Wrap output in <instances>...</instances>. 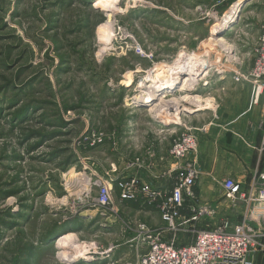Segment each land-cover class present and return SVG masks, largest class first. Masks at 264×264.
Masks as SVG:
<instances>
[{
  "label": "rangeland",
  "instance_id": "1",
  "mask_svg": "<svg viewBox=\"0 0 264 264\" xmlns=\"http://www.w3.org/2000/svg\"><path fill=\"white\" fill-rule=\"evenodd\" d=\"M95 1L0 0V264H84L110 245H128L129 226L163 228L142 199H120L115 181L155 187L182 163L170 158L155 173L135 145L149 139L157 118L178 116L172 111L182 94L230 67L231 43L250 38L243 29L212 32L235 0ZM238 15L257 31L264 0H243L233 25ZM181 57L205 67L206 76L136 101ZM101 178L114 180L116 214L96 204ZM68 230L73 235L55 243ZM191 238L187 230L177 242Z\"/></svg>",
  "mask_w": 264,
  "mask_h": 264
},
{
  "label": "built area",
  "instance_id": "2",
  "mask_svg": "<svg viewBox=\"0 0 264 264\" xmlns=\"http://www.w3.org/2000/svg\"><path fill=\"white\" fill-rule=\"evenodd\" d=\"M214 1L218 6L225 0ZM256 42L254 61L249 70L243 71L239 66L227 70L231 71L235 82L251 84L257 101L264 92V20ZM176 124L181 131L172 139L168 155L174 161L185 162L163 175L169 180L170 187H152L150 183H139L136 179L115 181L120 199H142L158 212L165 225L157 230L144 223L133 228L129 226L134 234L128 242L136 249L137 255L134 261L123 264H254V255L264 251V134L257 148L258 166L248 181L241 183L232 177L221 181L223 199L231 207L238 202L243 205L239 219L220 218L211 222L205 218L215 216L216 211L209 205H196L194 187L199 170L195 158H187L189 155L195 157L197 131H202L203 127L194 128L183 118H178ZM93 139L100 141L97 135ZM109 182L101 178L97 183L99 196L96 204L103 209L111 205L109 209L116 214V207L110 201L114 180ZM187 230L192 234L190 242L178 243V235ZM114 248L110 245L97 254L102 256ZM142 248H145L144 252H140Z\"/></svg>",
  "mask_w": 264,
  "mask_h": 264
},
{
  "label": "crops",
  "instance_id": "3",
  "mask_svg": "<svg viewBox=\"0 0 264 264\" xmlns=\"http://www.w3.org/2000/svg\"><path fill=\"white\" fill-rule=\"evenodd\" d=\"M236 15L225 19L224 22L220 20L219 25L215 24L212 27V32L214 33L220 29V32L224 30L233 34L243 29L244 32L250 35V38L246 41H239L230 45L234 51L233 58L238 61L232 59L230 68L234 69L239 66L242 70L247 71L254 61L253 42L259 36L260 27L255 31L251 27L252 23L247 22L246 19L244 21L242 15H238L235 24L225 28L226 24L233 20ZM174 66L170 68H174ZM206 74L205 71L202 72L198 79L202 80ZM188 76L193 77L194 75H185L186 80L189 78ZM184 77L163 88L155 89L151 98L155 97L157 91L175 86ZM206 80L205 83L201 82L192 92L188 91L189 93L186 92L179 97V103L172 111H177L178 116L172 115L163 121L157 118L155 121L159 125L156 124L154 131H150L149 139L135 146L138 150H141L139 154L142 155L145 162H152L156 165L155 173H158L161 169H166L167 166L172 164L168 149L174 134L179 130V126L176 124L177 119L187 120L194 128L204 127L202 131H197L196 161L200 174L194 187L197 195L196 205H209L216 211L215 216L205 218L207 221L215 222L220 218L237 221L243 211V205L238 202L235 207H231L223 199L221 181L225 177H232L238 182L246 183L251 172L258 166L257 148L264 134V92L260 94L256 101L251 84L235 82L229 70H220L211 78L208 79L207 77ZM185 96L190 97L185 98ZM150 99L144 101L139 99L138 102L145 103ZM131 126L134 127L135 125L132 124ZM135 139L139 140V135H135ZM147 153L152 157H148ZM141 177L143 178L142 175ZM153 182L154 186H171L169 180L164 177L155 179ZM141 205L137 207V212L144 215ZM108 223L113 222L107 221L106 225L100 226L104 230H108ZM106 226L107 229H105ZM66 232L73 234L70 230ZM59 236H57V240ZM57 240L55 243L62 242H57ZM130 248L132 247L129 242L128 245L121 244L119 246L118 244L113 251L104 253L102 256L93 255L92 258L94 259L91 261L85 259L82 262L84 264H123L127 258L134 261L137 251ZM253 260L254 264H264V251L256 253Z\"/></svg>",
  "mask_w": 264,
  "mask_h": 264
},
{
  "label": "bare ground",
  "instance_id": "4",
  "mask_svg": "<svg viewBox=\"0 0 264 264\" xmlns=\"http://www.w3.org/2000/svg\"><path fill=\"white\" fill-rule=\"evenodd\" d=\"M115 1L116 0H96L93 6L106 5L109 2H115ZM242 1L243 0L234 1L228 7L224 17L221 20L224 22L225 19H228L229 17L235 16L239 10V7H240ZM233 22H234L233 20L229 21L226 24L225 28H228L231 25H233ZM205 69L206 68L205 67L203 68L201 66V64H199L197 61H195V60L192 61V60L186 59L185 57H181L177 60V64H175L174 68H168L167 70H165V72H163L160 75H156L152 80H150L149 85H147V87H145L139 93V97H136L135 99H137L136 101H139V99L142 101H144L145 99H150L153 96V91L155 89L163 88L164 86H167L171 83H174L175 81L184 77L185 75L191 74L194 76H198L196 74H198V73L201 74L202 72L205 71ZM182 73H184V74H182ZM170 87H172V86H169L168 88H170ZM168 88H166V89H168ZM158 93H159V91L156 92V94H158ZM188 97H190V96H185V98H188ZM72 173H73L72 177H76V176L80 175L79 172H72ZM72 235H73L72 233H67V232L62 233L58 237L57 242L63 241L65 239L71 237Z\"/></svg>",
  "mask_w": 264,
  "mask_h": 264
},
{
  "label": "water",
  "instance_id": "5",
  "mask_svg": "<svg viewBox=\"0 0 264 264\" xmlns=\"http://www.w3.org/2000/svg\"><path fill=\"white\" fill-rule=\"evenodd\" d=\"M236 19H237V18H236ZM236 19H235V20H236ZM233 23H234V22H233ZM71 262H72V260H70V259H66V260L63 261V263H66V264H67V263H71Z\"/></svg>",
  "mask_w": 264,
  "mask_h": 264
},
{
  "label": "trees",
  "instance_id": "6",
  "mask_svg": "<svg viewBox=\"0 0 264 264\" xmlns=\"http://www.w3.org/2000/svg\"><path fill=\"white\" fill-rule=\"evenodd\" d=\"M92 1H93V0H87L88 5H90ZM85 3H86V2H85Z\"/></svg>",
  "mask_w": 264,
  "mask_h": 264
}]
</instances>
